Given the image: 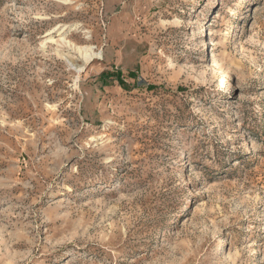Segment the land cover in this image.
Returning <instances> with one entry per match:
<instances>
[{"label":"rangeland","instance_id":"1","mask_svg":"<svg viewBox=\"0 0 264 264\" xmlns=\"http://www.w3.org/2000/svg\"><path fill=\"white\" fill-rule=\"evenodd\" d=\"M0 264H264V0H0Z\"/></svg>","mask_w":264,"mask_h":264},{"label":"bare ground","instance_id":"2","mask_svg":"<svg viewBox=\"0 0 264 264\" xmlns=\"http://www.w3.org/2000/svg\"><path fill=\"white\" fill-rule=\"evenodd\" d=\"M94 49H95L94 47H83V48H78V51L80 52V54L83 55L84 60L87 62V61L93 60L94 58H98L100 56V52H95ZM213 63L214 61H211V64ZM213 67H214L213 74L217 76L219 72V68H217L215 65H213Z\"/></svg>","mask_w":264,"mask_h":264},{"label":"trees","instance_id":"3","mask_svg":"<svg viewBox=\"0 0 264 264\" xmlns=\"http://www.w3.org/2000/svg\"><path fill=\"white\" fill-rule=\"evenodd\" d=\"M107 76H109V75H107ZM118 80H119V78H118ZM121 84H122V82H121Z\"/></svg>","mask_w":264,"mask_h":264}]
</instances>
